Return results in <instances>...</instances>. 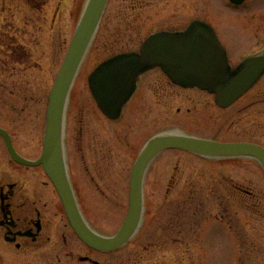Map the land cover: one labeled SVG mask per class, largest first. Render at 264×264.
Returning <instances> with one entry per match:
<instances>
[{
	"label": "rangeland",
	"instance_id": "374dc122",
	"mask_svg": "<svg viewBox=\"0 0 264 264\" xmlns=\"http://www.w3.org/2000/svg\"><path fill=\"white\" fill-rule=\"evenodd\" d=\"M88 1L0 0V127L30 160L43 153L49 97ZM227 1L109 0L71 89L65 118L71 181L82 213L98 233L114 236L123 225L135 152L157 134L180 130L264 145V82L243 106L222 110L213 95L198 89L178 96L165 81L164 90L157 88L155 69L143 75L141 91L116 121L102 114L90 89L89 77L103 61L139 50L150 33L175 30L177 23L183 29L192 17L209 10L233 38L243 23L261 27L262 21L256 20V11L264 14L261 0H249V9L241 10L252 12L243 14L225 5ZM148 82V114L136 112L133 108ZM256 100L261 108L253 106ZM240 106L248 111L245 116L244 111L239 114ZM8 183L39 202L52 242L18 250L0 232V264H90L82 261L86 256L101 264H264V170L250 158L161 153L144 183L146 226L112 253L93 252L75 235L45 169L14 161L0 136V186Z\"/></svg>",
	"mask_w": 264,
	"mask_h": 264
},
{
	"label": "water",
	"instance_id": "95a60500",
	"mask_svg": "<svg viewBox=\"0 0 264 264\" xmlns=\"http://www.w3.org/2000/svg\"><path fill=\"white\" fill-rule=\"evenodd\" d=\"M108 1L89 0L50 96L45 148L41 158L32 161L19 155L9 132L0 128V135L12 158L27 166L43 165L78 235L88 245L102 251L122 248L137 232L144 212V174L161 152L183 149L217 156L251 155L259 158L264 165V149L256 145L218 143L180 135L157 136L149 142L134 169L130 208L118 234L105 237L89 227L80 211L67 173L63 143L64 121L76 74L95 37ZM157 67H161L174 82L184 87H200L215 94L217 104L227 108L261 79L264 74V53L233 67L215 30L199 22L185 32L152 35L144 43L141 52L115 56L102 63L91 75L90 86L101 110L110 118L118 119L123 107L135 93L141 75Z\"/></svg>",
	"mask_w": 264,
	"mask_h": 264
},
{
	"label": "flooded vegetation",
	"instance_id": "af4514ba",
	"mask_svg": "<svg viewBox=\"0 0 264 264\" xmlns=\"http://www.w3.org/2000/svg\"><path fill=\"white\" fill-rule=\"evenodd\" d=\"M248 1L249 0H246L242 4L238 5V4H234L231 0H228L227 4H225V5H227L228 7L233 9L234 11L241 10V9L243 10V7L248 8V5H249V4H247ZM261 1L264 3V0H261ZM253 2H255V0H253ZM242 10L238 11L239 14H243L245 12H250V13L252 12V11H242ZM256 12H257V15H256L257 18L256 17H254V18H256L257 21H262L261 27L258 28L257 26L255 27L253 25L251 26V24L243 23L242 28L236 29V31H233L234 34H236L235 38H233V36H229L227 34L229 30H226L223 26H221L215 22L217 19L214 21V14L210 10H209V13L208 14L206 13L207 15H205L203 17H196V16H194V18L192 17V19L189 21V23L187 25L183 26V29H180L179 28L180 26L177 23L178 27L175 30L174 29L173 30L163 29L160 31H170V32L183 31V30L187 29L193 22L198 21V20L209 23L215 28L221 42L223 43V45L227 49L230 62L233 65H236V64L241 63L244 59L251 57V56H254V55H257L264 50V14H261V13H263L262 11H256ZM259 14H260V16H259ZM192 15L193 14H190V17ZM181 17H182L181 14H177V20H179V22H181V20H182ZM160 31H158V32H160ZM154 33H157V32H154ZM150 35H151V33L149 34V36ZM149 36H147V37H149ZM157 69L159 70V72L158 73L155 72V74L153 76H155L154 80H157L155 85L157 86V88H161V90H164L163 85H164V81H165V85L167 86V88H170L168 86V84H170L171 86H173L177 90L178 96L180 94H181L180 96H182V94H183L182 91H189V90L192 91V90H196V89H198L199 92H201L205 95H212V94L208 93L207 91L201 90L199 88L188 89V88H184L182 86H179L175 82H173L163 70H161L159 68H157ZM152 71H150V72H152ZM150 72H147L146 74H148ZM141 78L139 80L137 90H136L135 94L133 95V97L131 98V100L129 101V103L141 91L140 90ZM262 82H264V76L253 88H251L237 102V104L243 106L244 100H246V98L248 96H250L252 93H254L255 90H257L260 87L259 85ZM149 91H152V90L150 89V83L148 82L147 89L143 91L141 97L137 100V103H135V106L133 108L134 111L140 113V111L142 112V110H143V113L148 114L147 105H148V102L150 100L149 99ZM261 100H259V102L256 100L253 103V106L254 107L257 106V107L261 108ZM235 105H233L232 107H234ZM241 106L239 107V114L245 110V108L241 107ZM228 109L229 108L222 109V110H228ZM179 111H181V109H179ZM247 112H248L247 110L243 112L244 116ZM105 117L107 119H109L107 116H105ZM109 120H111V119H109ZM111 121H116V120H111ZM225 121L228 122V119L226 117H225ZM261 131H262V129H261ZM222 142H225V143L240 142V143H248V144H254V145H257L260 147H264V145L259 143V142L249 141V140H246V141L245 140H243V141H222ZM144 147H145V144L142 145L140 148H138L137 151H136V147H135L136 157H135V162L132 165L131 174H132V170L134 168V165H135L139 155L143 151ZM132 149H134V147ZM132 149H131V152L133 153ZM239 158H248V157H239ZM254 161L261 165V163L258 162V160L254 159ZM149 169L150 168L147 169L146 176H147ZM52 185H53V183H52ZM20 189L21 188L16 183H8L6 185L0 186V232H1L2 236L4 237L5 241L11 245H15L18 250L25 249L26 247H28V248L29 247H31V248L43 247L44 244H46V242L47 243L52 242V237L50 235H48V231H49L50 227L47 224L45 217H43V215L45 216V213L43 214V212L41 211L42 209L38 205L39 204L38 201L26 198L25 194H23V192L20 191ZM62 211H64V214H66L63 205H62ZM146 213H147V211L145 208V214ZM67 219H68V217H67ZM145 226H146V220L144 222L143 228ZM70 227H71V225H70ZM74 233H75V231H74ZM75 235H76V233H75ZM62 240H63L64 244L67 243V238L65 235H64V237H62ZM87 247L91 251L96 252V253L97 252H99V253H112V252H100V251H97V250H95L89 246H87ZM64 249H67V247ZM82 261L90 263V264H95L94 261H97V260L86 256V257L82 258Z\"/></svg>",
	"mask_w": 264,
	"mask_h": 264
},
{
	"label": "bare ground",
	"instance_id": "6f19581e",
	"mask_svg": "<svg viewBox=\"0 0 264 264\" xmlns=\"http://www.w3.org/2000/svg\"><path fill=\"white\" fill-rule=\"evenodd\" d=\"M88 52V51H87ZM87 55V53L85 54V56ZM78 73V72H77ZM77 75V74H76ZM79 75V74H78ZM78 75H77V77H78ZM178 133H181V132H179V131H172L171 132V134H178Z\"/></svg>",
	"mask_w": 264,
	"mask_h": 264
}]
</instances>
